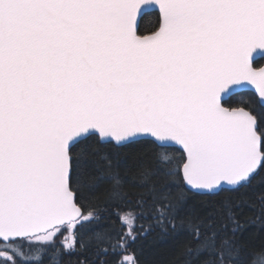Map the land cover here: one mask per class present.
<instances>
[{
    "label": "snow or ice",
    "instance_id": "obj_1",
    "mask_svg": "<svg viewBox=\"0 0 264 264\" xmlns=\"http://www.w3.org/2000/svg\"><path fill=\"white\" fill-rule=\"evenodd\" d=\"M146 6L159 22L145 35L137 21ZM256 56L264 0H0V261L63 264L86 246L94 201L119 205L131 194L141 207L148 197L163 220L188 191L249 185L264 166V110L230 102L254 86L264 109ZM146 139L155 166L120 151ZM172 144L186 153L182 165L163 150ZM224 206L231 234L214 230V212L195 216L185 264L264 258V247L249 252L239 240L244 225L231 201ZM117 215L125 230L106 236L98 255L126 251L142 227L134 211Z\"/></svg>",
    "mask_w": 264,
    "mask_h": 264
},
{
    "label": "trees",
    "instance_id": "obj_2",
    "mask_svg": "<svg viewBox=\"0 0 264 264\" xmlns=\"http://www.w3.org/2000/svg\"><path fill=\"white\" fill-rule=\"evenodd\" d=\"M159 22L158 11L145 13L140 22L139 33L147 34L156 30ZM264 59H259L256 63L261 66ZM241 101H250L259 110L260 103L257 96L252 91H242L234 95L231 106H238ZM98 138H94L96 143ZM101 149L112 150L104 143H97ZM155 145L150 139H146L139 144L122 149L125 158L128 160L138 159L150 162L155 166L152 156V149ZM164 151L171 154L175 165H182L186 159L185 153L178 147L166 146ZM136 189L129 187L126 191L130 193ZM147 203L137 207L138 197L129 195L119 205L113 203L93 202L97 209L98 219L88 227L91 232L101 233V239H96L91 232L85 237V248L79 249L76 253L65 255L63 264H121L127 260L131 264L135 258L139 264H185V249L189 244L195 246L197 241L193 239L191 232L194 228L193 218L197 215L201 219L206 218L209 211L214 212L213 228L221 237L230 235L232 225L227 219V209L225 202L231 201L233 211L239 214V219L244 225L238 234L239 240L246 246L249 252L257 251L264 247V166H262L253 176L251 183L245 188L233 190L225 188L218 195L198 194L194 191L186 193L187 203L169 213L168 219L158 220L156 209L160 206L158 202L144 197ZM129 210L134 211L138 216L137 223L142 227L136 230L137 235L134 241H126V251L101 253L100 246L108 247L104 242L106 236H112L113 240L124 231L117 213L124 214ZM143 213L142 215L140 213ZM169 220L175 223V228L171 226ZM227 225V227H225ZM63 236L56 237V245L59 246ZM18 245L21 242H17ZM3 243L0 242V251L3 250ZM29 246L25 245L27 249ZM51 251V249L49 250ZM212 259L210 252H205L201 259ZM3 264V261H0ZM256 264H264V258L257 257Z\"/></svg>",
    "mask_w": 264,
    "mask_h": 264
},
{
    "label": "water",
    "instance_id": "obj_3",
    "mask_svg": "<svg viewBox=\"0 0 264 264\" xmlns=\"http://www.w3.org/2000/svg\"><path fill=\"white\" fill-rule=\"evenodd\" d=\"M150 11H158V8H155V7H147V6L144 8L142 14L140 16H138V21H137V23H138V31H139V27H140V22H141L142 16L145 13L150 12ZM147 34H150V33H147ZM259 59H264V57H262V56H256V61L259 60ZM261 66H264V62H263V64ZM237 91H238V93L239 92H242V91H252V92H254L256 94L255 89H254V86H250L247 89H238ZM169 146H175V147H178L181 150H183L182 146L181 145H178V144H172V145H169ZM185 156H186V153H185ZM224 188H232V186L225 183L224 184Z\"/></svg>",
    "mask_w": 264,
    "mask_h": 264
},
{
    "label": "flooded vegetation",
    "instance_id": "obj_4",
    "mask_svg": "<svg viewBox=\"0 0 264 264\" xmlns=\"http://www.w3.org/2000/svg\"><path fill=\"white\" fill-rule=\"evenodd\" d=\"M260 103V102H259Z\"/></svg>",
    "mask_w": 264,
    "mask_h": 264
}]
</instances>
